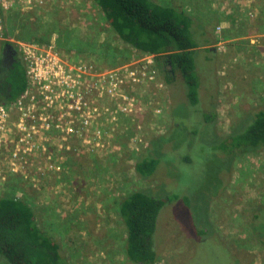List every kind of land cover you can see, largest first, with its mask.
I'll return each mask as SVG.
<instances>
[{
  "label": "rangeland",
  "instance_id": "obj_1",
  "mask_svg": "<svg viewBox=\"0 0 264 264\" xmlns=\"http://www.w3.org/2000/svg\"><path fill=\"white\" fill-rule=\"evenodd\" d=\"M37 1L29 9L20 10V14L26 17L24 24L41 26L40 29L46 23L57 24L61 29L68 27L75 32L77 39L84 41L99 33V42L110 41L117 48L124 47V43L112 34L92 0ZM153 1L186 10L213 38L214 61H206V52L200 51L196 63L201 68V97L214 104L218 135H227L239 120L264 104V0ZM7 17L8 12L4 21L6 32V25L9 26ZM56 33L51 37L53 39L55 35V41ZM13 34L8 37L16 45L26 41L14 36L16 31ZM58 50L72 62L92 61L97 67L114 68L95 54L82 52L77 56L75 52ZM142 57L143 54L132 49L128 60L120 65H135ZM160 78L163 80L161 75ZM165 85L163 91L156 92V102L150 92L143 105L138 106L141 110L122 116L119 123L110 126L109 134L95 138L97 142L90 149L63 152L64 162L59 174L50 173L39 182H29L20 174L9 175L6 180L12 182L6 191L12 187L19 197L30 203L40 227L60 244L70 264H133L124 251L126 235L117 214V204L129 191L156 188L161 180L160 176L151 180L140 179L134 171L135 156L152 137L167 131L172 106L177 107L176 114L179 112L184 118L183 125L174 133L177 140L189 133L192 121L197 119L194 130L201 132L203 143L196 147L205 149L212 142V129L208 126L201 128V117L191 115L189 107L179 104L183 95L176 88V81L172 89ZM209 92L215 93L212 100ZM150 100H153L152 104ZM159 107L163 110L156 112ZM5 156L6 153L0 152V159ZM201 159L203 162L191 172L194 181L179 179L172 186L175 190L182 189L183 185L189 186L191 192L203 193L205 201L207 192L214 191L221 182L218 170L223 162L218 154L216 157L204 155ZM32 167L29 164L27 169L35 171ZM6 181H0V195L5 193ZM262 206L264 150L238 159L229 184L209 211L215 231L243 264H264V243H259L251 230L252 216L259 213ZM185 214V209L179 205L171 204L162 210L156 264H205L203 255L197 253L199 249L193 250L192 235L180 223L183 217L186 218ZM259 219L253 225L256 231L264 228V208ZM194 254L198 257L195 260L192 259Z\"/></svg>",
  "mask_w": 264,
  "mask_h": 264
},
{
  "label": "trees",
  "instance_id": "obj_2",
  "mask_svg": "<svg viewBox=\"0 0 264 264\" xmlns=\"http://www.w3.org/2000/svg\"><path fill=\"white\" fill-rule=\"evenodd\" d=\"M92 1L98 6L112 34L124 43L123 48L113 46L110 41L99 42V33L84 41L77 39L75 32L68 27L61 29L57 24L46 23L40 29L41 26L24 24L25 15L14 10L8 11L7 33L15 34L16 31L17 35H13L17 38L47 44L57 30L56 45L59 49L75 52L77 56L82 52L95 54L111 67L127 61L132 49L141 54H152L156 56L163 81L171 89L176 86L182 93L179 104L189 107L191 115L201 117V128L208 126L214 134L207 148L196 147L203 141L201 132L194 130L195 119L189 133L177 140L174 133L183 125L181 121L184 118L179 112L178 116L177 107L172 106L167 131L152 137L135 156L134 171L140 179L151 180L160 176L161 180L156 188L131 190L118 201L117 214L125 229L127 259L133 264L157 263L160 215L163 209L173 204L185 209L186 218L179 219L180 223L192 235L193 250L199 249L197 253L203 255L205 264H243L215 231L209 211L214 200L229 184L238 159L264 150V104L239 120L227 135H218L214 104L203 101L201 97V68L196 63V55L200 51L206 52V61H214L216 50L206 28L186 10L170 3L160 4L153 0ZM8 48L10 62L5 64L3 55ZM26 87V65L18 46L10 41H0V104L16 101ZM209 96L212 100L215 93L209 92ZM217 154L223 162L218 170L222 179L214 191L207 192L205 201L203 193L197 195L189 186L183 185L180 190L173 188L179 179L194 181L191 172L203 162L201 158L204 155L216 157ZM10 183V180L4 183L5 193L0 195V264H70L60 244L40 227L30 203L19 197L12 187L6 191ZM263 208L252 216L251 221V230L259 243H264V228L256 231L253 225L260 220ZM197 258L195 254L192 257L194 260Z\"/></svg>",
  "mask_w": 264,
  "mask_h": 264
},
{
  "label": "built area",
  "instance_id": "obj_3",
  "mask_svg": "<svg viewBox=\"0 0 264 264\" xmlns=\"http://www.w3.org/2000/svg\"><path fill=\"white\" fill-rule=\"evenodd\" d=\"M36 1L0 0V41H13L4 26L6 12L29 9ZM17 46L27 87L16 101L0 104V152L6 153L0 159L2 182L12 174L29 182L59 174L63 152L90 149L122 116L141 110L138 106L150 92L156 102V92L166 88L152 54H143L135 65L108 69L65 59L55 35L47 44L25 41ZM29 164L35 171L27 169Z\"/></svg>",
  "mask_w": 264,
  "mask_h": 264
},
{
  "label": "flooded vegetation",
  "instance_id": "obj_4",
  "mask_svg": "<svg viewBox=\"0 0 264 264\" xmlns=\"http://www.w3.org/2000/svg\"><path fill=\"white\" fill-rule=\"evenodd\" d=\"M7 50H8V52H6V53L3 55V61H4L5 64H7L8 62H10V61H9V59H10V54H9L10 49L8 48ZM7 50H6V51H7Z\"/></svg>",
  "mask_w": 264,
  "mask_h": 264
}]
</instances>
